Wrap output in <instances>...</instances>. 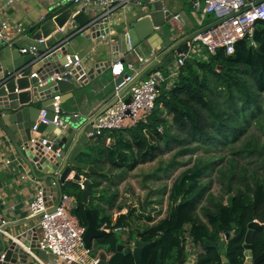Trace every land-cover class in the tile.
I'll return each instance as SVG.
<instances>
[{"label": "trees", "instance_id": "16d2710c", "mask_svg": "<svg viewBox=\"0 0 264 264\" xmlns=\"http://www.w3.org/2000/svg\"><path fill=\"white\" fill-rule=\"evenodd\" d=\"M262 117L264 21L256 20L251 37L237 41L232 54L227 55L219 48L214 54H208L207 60L187 58L173 84L169 88L164 84L160 86L147 121L115 130L119 132L116 135L118 139L109 149V156L117 167L125 165L126 170H132L138 163L156 156L159 140H188L189 143L194 142L193 147L204 149L207 145L222 146L237 140L245 126L255 118L261 122ZM179 132H184L186 137L178 136ZM246 145L235 149L232 155L243 152ZM187 146L183 145L182 150H189ZM220 155L195 158L192 165L172 183L173 191L170 194L176 192L182 197L170 212L144 231L129 232L127 242L134 235L145 242L141 251L142 264H154L158 250H161V264H185L186 251L182 238L185 224H190L189 234L193 243L203 249L194 264H222V252L230 264L244 262V239L248 224L253 219L262 221L264 217V181L257 179L254 172L247 179L246 171L242 168L243 171L239 173L240 168H236V157H230L228 166L218 169L224 179L221 184L225 186L226 194L216 197L208 195V204L200 208L206 218L203 222L197 215V205L206 188L199 179L217 167L218 159L222 157ZM234 179L239 180L235 182ZM92 187L93 184L90 187L93 194ZM71 193L76 200L72 213L84 226L87 224L85 210L88 209L98 229L103 223L111 229L127 227V217L124 215L118 216L112 225L107 217L98 220V207L93 205L91 196L86 204L83 203L79 185ZM219 233L226 237L224 246L205 244L207 240L218 242ZM119 239L115 231L106 232L97 238L98 250L106 246L103 251L110 255ZM263 252L264 223L254 229L252 241L253 257ZM120 264H134L132 255L124 256ZM260 264H264V260Z\"/></svg>", "mask_w": 264, "mask_h": 264}, {"label": "crops", "instance_id": "0c3cea01", "mask_svg": "<svg viewBox=\"0 0 264 264\" xmlns=\"http://www.w3.org/2000/svg\"><path fill=\"white\" fill-rule=\"evenodd\" d=\"M65 1L66 0H53L51 2H45L42 0H13L11 3L4 5L6 0H0V23L7 21L10 24H19L28 27L25 34L16 36L13 42H11L20 44V48L27 47L29 45L28 40H30V37L35 33L39 25L64 9L66 7L64 4ZM151 1L153 0H150V2ZM184 1H187V4L191 8L192 1L194 0H169V6L167 8L169 12L172 13L171 18L179 20L182 26L186 24V21H189V16L187 15L188 11L184 7ZM78 8L79 7H75L74 12H76ZM192 8L194 7L192 6ZM85 10L86 12H89L93 19L96 18V6L86 7ZM196 12H198L202 17L206 16L207 21L202 24L192 25V23H190L189 25L191 26V29L187 32L185 31L186 34L183 33V31H173L168 36V39L170 40L169 43H166L164 37L165 34H161L159 31L160 29L158 30L161 39L166 43L163 50H158L160 40H158V38H154L147 40L134 49L128 51L124 43V38L125 33L128 30L129 23L145 14V6H137L134 4L117 8L108 15V18L105 19V25L107 26L109 32L105 34L103 39L100 41L97 40L96 37L92 36L85 37L82 34H71L73 30L71 28H66L67 36L71 37L68 39L67 48L65 45L64 47L67 53H77L80 55L82 58L81 64L84 69V73H88L93 66L108 59L111 61L120 59L125 65L124 73L131 74L138 72V77L143 79L155 69L165 71L167 65L175 60L176 57V52L171 49V46L174 43H181L182 41L185 42L189 36H192L202 30L215 19L213 13L202 15L199 10H196ZM88 23L83 26L87 27ZM74 27L75 29L80 28L75 24V22ZM119 39L121 42L117 49L114 45H116ZM47 50L48 49H46V51ZM171 53L174 54L172 58H169ZM22 54L25 55L27 53ZM5 61H8L10 64L12 63L11 59ZM128 63L132 65L133 69L127 67ZM37 64L38 63H36L35 60L29 61L25 63V67L33 65L36 69ZM35 69H33L32 72H37ZM41 70L43 71V68ZM115 82L116 80L111 74L110 67H105L104 70L100 69L99 71L95 69L92 73V77H87L85 80H82L79 87L74 88L72 91L55 95L60 101L61 116L63 114L73 115L74 118L70 122V125H78L80 124L78 122L82 120L89 122L90 115H92L93 112L105 108L112 102L111 95L113 93ZM41 103L42 101H38L36 105H40ZM44 103L46 102L44 101ZM29 105H31V103H29ZM40 108L42 107L40 106ZM116 130L120 131V129ZM46 133L47 132L45 131L42 132L44 136H49L46 135ZM117 133L119 132L115 130L105 131L103 135L94 137L88 141L86 146L93 148V154L88 161V164L92 165L93 168L97 169V171L94 173L82 172V177L91 179L92 184L94 181H98L99 188L103 183H105L103 185L106 187V197L92 199L93 205L97 206L99 209L98 220L102 217H107L112 225L115 223L118 216H126L127 227L124 226V231H115V234H119V237L126 240V243H129L127 242V236L130 231H134V229L139 230L140 232L144 231L147 227L164 218L170 212L172 206L181 199L182 195H176V192H173V194L168 192V199L165 204L164 194L159 197V189L155 195L152 194V197L149 198L150 195H144L143 188L137 186L135 182L136 179H124V174L120 170L123 169L125 172H130V170H126L125 165L117 167L113 164L111 157L109 156V149L118 139L116 137V135H118ZM49 137L52 139L54 138L51 135ZM125 137L129 138L127 135H125ZM19 145H21V143ZM5 157L12 159V163L8 166H3L0 169V222L2 225L6 226V232H3L4 236H6L7 240H16L21 232L26 231L28 236L20 239L23 240L21 246L31 247L32 251L41 261L47 264H54L55 257L52 254L37 248L33 244L32 239L34 234L33 232L30 233V230H32V227L34 226L36 229L35 232L38 234L36 226L37 219L27 221L34 217L29 215L27 208L34 191L41 186L47 187L52 182L51 180H47L48 178H45V172L40 171L37 168L33 170L32 167L25 162L8 135L0 128V163ZM139 164H141V162L138 163L135 168ZM112 169L116 170L117 173L114 175L109 174L113 171ZM73 174L74 171L68 175V178L72 177ZM157 180L159 181L160 179ZM125 183L128 184L121 189L119 185ZM137 183L139 182L137 181ZM170 187H172V184ZM63 189L64 193L69 194L74 198L73 194L68 191L65 186H63ZM146 189L148 190L147 187ZM144 203H146V205H144ZM200 205V203L197 205V215L203 222H205L206 218L199 210ZM75 207L76 200L72 210ZM160 207H163V210L165 208L166 211L162 217L157 220H153V214L156 213V215H158ZM135 219H142L143 224H140L142 223L140 222L139 225L134 226L135 228L133 229L131 226L133 225L132 222ZM104 224L106 223H103L102 226ZM99 229H102L101 226ZM189 229L190 224H185L182 236L184 249L186 251L185 263L194 264L198 260L199 254L203 252V249L201 246L193 243L192 237L189 234ZM218 238V241L221 242V247L224 246L226 241L224 234L219 233ZM134 239H139L141 241L139 237L134 235L131 242H133ZM102 248L103 247H101L100 250H97L98 253H96V255H89V257H98L100 252L103 251L101 250ZM104 250H106V246H104ZM222 255H225L224 252H222ZM26 264H35V262L27 258Z\"/></svg>", "mask_w": 264, "mask_h": 264}, {"label": "water", "instance_id": "95a60500", "mask_svg": "<svg viewBox=\"0 0 264 264\" xmlns=\"http://www.w3.org/2000/svg\"><path fill=\"white\" fill-rule=\"evenodd\" d=\"M64 4L66 7L53 17L43 21L28 40L30 44H33L40 37L46 38L43 43L36 45V54L27 53L23 55L19 50L20 44H7L4 39H0V128L8 135L25 162L33 170L37 168L45 172V178L55 183L54 187L48 186V189L54 192L55 198L58 197L59 199L64 193L63 186L72 190L79 185L83 202L86 204L92 194L90 190L92 181L82 177V172H96L93 166L88 164L93 154V148L86 146L89 140L96 137L91 122L82 120L78 122L80 123L78 125H70L74 118L73 115L63 114L61 117L64 123L68 124L65 123L63 128L58 129L54 128L53 124L40 123L36 129L40 135L36 137L35 143H29L31 127L39 114L40 106L48 109L47 117H52L51 108L47 103L51 102L53 96L74 90L80 86L82 80L87 77L91 78L95 69L97 71L104 70L105 67H110L112 62L109 59L101 62L93 66L88 73H84L81 63L64 66L65 47L67 48V42L71 36L68 37L67 29H62V27L68 19L71 18L79 27L90 21L85 32L76 33L85 37H96L100 41L103 39L101 35L104 36L109 32L105 21L99 23L84 8L74 12L75 5L68 0ZM143 6H145V14L129 23L124 43L129 51L147 40L158 38L160 40L158 50H163L166 43L161 39L158 30L172 17V13L167 9L169 0H153L146 2ZM247 37V35L244 36V38ZM120 42L119 39L114 45L117 49ZM46 49L48 50L46 51ZM171 49L175 52H184L187 46L182 41L181 43H174ZM173 54L171 53L169 58H172ZM9 59L12 61L11 64L5 61ZM34 60L38 63L36 69L33 65L25 67L26 62ZM33 69L37 70V75L30 77ZM55 74H61V78L54 77L51 80L50 77ZM39 80H45V83L40 85ZM119 80L120 78L116 82ZM38 101H42V103L36 105ZM44 131L47 132L46 135L54 137L51 143L45 145L50 144L51 149L49 151H46L44 146L39 145V142L45 137L42 134ZM72 171L74 174L68 178ZM86 216L87 224L83 241L85 247L91 249L94 241L96 246L99 245L97 238L104 235L106 231L96 228L88 210H86ZM37 218L38 216H34L27 221ZM259 225L256 221L248 224L244 239L243 264H260L264 260V252L257 257H253L252 254L254 229ZM5 228L6 226L0 222V264H26L27 253L21 246L23 240L20 239L28 236V233L24 231L19 234L16 240H7L3 233L6 232ZM32 228L30 233L35 232V227ZM127 244L124 242L116 243L114 252L110 255H107L105 251L100 252L98 264H120L124 256L129 254L132 255L134 264H142L141 251L145 242L134 239L133 242L130 241ZM205 244L221 247L220 241L207 240ZM221 259L222 264H230L226 255H221ZM154 264H161V250H158Z\"/></svg>", "mask_w": 264, "mask_h": 264}, {"label": "built area", "instance_id": "2783aa9c", "mask_svg": "<svg viewBox=\"0 0 264 264\" xmlns=\"http://www.w3.org/2000/svg\"><path fill=\"white\" fill-rule=\"evenodd\" d=\"M13 0H6L4 5ZM51 2L53 0H42ZM67 1V0H66ZM75 7L86 8L96 6V18L99 23H103L108 15L120 7L130 4L137 6L144 5L150 0H68ZM192 6L201 12L202 15L213 13L215 19L195 33L191 38L185 40L187 49L184 52H176L175 60L167 65L165 71L153 70L146 78H138V72L131 74L124 73L125 65L120 59L111 62L110 71L115 80L113 87L112 102L105 108L99 109L91 117V126L95 136H101L105 131L125 129L136 124L145 123L151 114L159 88L164 84L169 88L175 77L178 75L180 67L187 58H198L207 60L208 54H214L217 49L222 48L227 55L234 52L237 41L243 39L245 35L250 38L256 20L264 21V0H199L192 1ZM71 28V34L82 33L88 27L82 26L75 29L74 21L68 19L62 29ZM28 27L19 24H10L7 21L0 23V39H4L7 44H11L16 36L25 34ZM61 30V29H60ZM103 37V35H101ZM46 38L40 37L33 44L21 47L22 53L36 54L38 44ZM197 41L195 47L192 42ZM61 47V46H60ZM82 58L77 53H65V64L78 65ZM148 63V62H147ZM127 67L133 69L130 63ZM37 72H31L30 77L36 76ZM61 78V74L51 76ZM40 85L45 80H39ZM52 117H47L48 109L42 107L39 111L33 126L31 127V137L29 143H35L36 137L40 134L36 131L40 123L46 125L53 124L54 128L61 129L65 123L61 117L60 101L54 96L49 102ZM52 138L45 136L39 145L44 146L46 151L51 149ZM12 163V159L4 158L1 160L0 169ZM48 186L54 187L55 183ZM48 186H41L34 191L28 203V212L31 216H38L36 226L38 234L33 232V244L37 248L44 250L55 257L54 264H98V257H89L91 249L86 248L83 241L85 226L80 223L78 218L72 213L75 200L72 196L62 193L61 197L55 198L54 192ZM259 224L262 221L253 219ZM2 224V223H1ZM106 232L124 231L125 227L117 226L112 229L104 224L101 226ZM36 230V229H35ZM34 230V231H35ZM27 253V258L33 260L35 264H47L41 261L31 247H23Z\"/></svg>", "mask_w": 264, "mask_h": 264}, {"label": "rangeland", "instance_id": "374dc122", "mask_svg": "<svg viewBox=\"0 0 264 264\" xmlns=\"http://www.w3.org/2000/svg\"><path fill=\"white\" fill-rule=\"evenodd\" d=\"M199 1L200 3H202V0ZM184 2H185L184 7L188 11L187 15L189 16V21H186V24L182 26L180 21L177 19L171 18L170 20H168L159 30L161 34H165L164 37L166 43L170 42L168 36L173 31H183V33L186 34V32L189 31V29H191V26L189 25L190 23H192V25L202 24L205 21H207L206 16L204 17L200 16V14L196 12L195 8H192V6L190 8V6L187 4V1ZM197 44H199V42L197 41L192 42L193 47H195ZM257 120L258 119L255 118L247 126H245V130L238 137L237 140H234L233 142H226L222 146L218 145L214 147L207 145V148L204 149V147H198V146L193 147L195 146L194 142L189 143L188 140L177 141L176 139H171V138H169L167 142L159 140L158 141L159 149L156 151V156L154 158L145 162H141V164H139L133 171L130 170V172L128 171L125 172L123 169L120 171H122V173L124 174L123 175L124 179H128V180L136 179L135 182L137 186L143 188L144 195L145 194L150 195L149 198L152 197V194L155 195L159 189L160 191L159 197H161L162 194H164L163 195L164 202L166 204V201L168 199L167 198L168 192L173 191L172 188L170 187L172 182L174 181V179H177L180 174H182L184 169L192 165L195 158L199 156L210 158L220 153L221 154L220 156L222 157L218 159L217 167L214 170H212L210 173L203 176L202 179H199L202 185L204 184L206 188L205 192L203 193L202 199L200 200V204L207 205L209 194L213 195L214 197H216L217 195L224 196L226 194L225 186L221 184V180L224 179H222V174L220 175L218 173V169L219 168L223 169L224 167H227L228 160L232 156L236 157L235 159L236 168L238 167L240 168V170H238L239 173L243 171L242 170L243 168L246 171L245 177L247 179H250L249 174L251 172H254L257 179H261L264 181V117H262L261 122H258ZM178 136L186 137V134L184 132H179ZM247 142L249 144H247ZM186 144L189 145L187 146L189 150L184 151L182 150V147L183 145ZM244 145H246V147L243 149V152H239L235 155H232V152L235 149L238 150V148L241 146L243 148ZM95 170L97 171V169ZM112 170L113 171L110 172L109 174L114 175L117 173L116 170L114 169ZM157 179L160 180L158 181ZM238 180L239 179H234L235 182ZM137 181L139 183H137ZM96 184H99V182L98 181L93 182V187H92L93 194L90 195L91 198L106 197L107 191H106V187L103 185L105 183H103L100 188L99 185L96 186ZM127 184L128 183L120 184L119 187L122 189ZM146 187L148 188V190L146 189ZM68 191L71 192V190ZM232 192H234V190ZM144 205H146V203H144ZM165 211H166L165 208L163 210V207H160L159 214L158 215H156V213L153 214L152 216L153 220L154 219L157 220L160 217H162ZM140 222H142V219L139 220L135 219L132 222L133 225L132 226L130 224L129 225L134 229L135 228L134 226L139 225ZM140 224H143V222ZM117 235L119 236V234ZM119 242L126 243V240L120 237ZM99 247H100L99 245L98 246L95 245V241H94L89 255L91 256L96 255V253H98L97 250ZM101 247H103L101 250H104V246Z\"/></svg>", "mask_w": 264, "mask_h": 264}]
</instances>
